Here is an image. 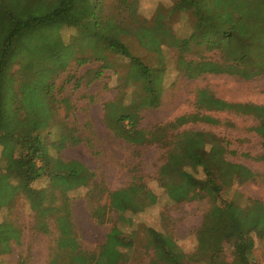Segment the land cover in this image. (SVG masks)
I'll list each match as a JSON object with an SVG mask.
<instances>
[{"label":"rangeland","instance_id":"obj_1","mask_svg":"<svg viewBox=\"0 0 264 264\" xmlns=\"http://www.w3.org/2000/svg\"><path fill=\"white\" fill-rule=\"evenodd\" d=\"M119 1L102 0V14L115 15V5L119 6ZM134 1L139 19L132 23L129 21L128 25L132 28L143 25L162 29L159 23L154 24L155 17L160 14L163 26L175 39L188 38L194 32L196 18L190 12L175 11L174 5L178 0ZM152 35H120L131 55L151 70L150 85L156 91V98L150 103L144 102L146 106L141 107L144 105L143 99L148 97L146 82L141 79L138 66L129 59L106 50L102 41L95 44L83 37L79 28L68 27L61 21L31 30L32 53L46 69H39L38 74L33 70L28 76L36 83L40 74L45 77L41 79L43 83L47 79L54 84L51 91V88L40 86V80L37 81L41 90L32 91L34 96L31 103L37 110L33 118H49L40 131L49 153L63 161L83 164L93 174L92 183L102 184L109 191L135 185L136 191L143 190L152 195L151 204L147 199L145 203L148 205L143 211L125 214L131 219V225L119 224L124 234L128 236L132 233L134 239L132 249L126 250L127 261L124 264H149L153 255L146 235V228L149 227L173 238L189 260L183 264H204L196 253L200 244L196 233L212 202L207 198L194 200L190 191L181 187L177 188L183 199L179 202L170 200L159 177L168 146L161 143L131 145L117 136L113 127H118L123 116L134 118L136 113L137 128L144 131L195 113L213 117L218 124L189 122L170 131L165 139L169 142L179 135L186 147L207 149L205 134L219 138L227 148L226 159L240 170L236 174V182L224 188L216 203L232 202L241 209H245L251 200L264 205V146L260 137L251 130L256 125L255 119L231 112H199L195 106V95L199 89H208L217 98L229 103L264 104V74L248 81L226 74H203L189 78L185 74L186 65L180 61L181 56L185 61L221 63L223 55L219 49L197 45L194 41L185 52H180L171 45L170 39V42L159 44V40L154 36L155 42ZM98 55L103 57L102 60L97 58ZM82 58L86 59L85 64L78 65L76 59L79 61ZM21 63L27 61L20 58L10 71L12 95H17L11 107H15L21 93L20 86L25 81ZM103 63L108 65V69H102V74L96 76ZM43 91L47 93L46 97L50 99L52 96L55 101L46 102ZM35 121L34 124L39 122ZM127 124L126 121L124 125ZM61 135L64 136L59 141ZM1 140L0 174L6 171L4 157L9 153V147ZM74 141L77 142L64 144ZM1 143L6 144L5 148ZM196 176L202 177L200 169ZM92 183L90 191L77 189L67 194L78 243L86 250L96 249L102 244L117 220L113 212L110 213L111 223L105 225H99L91 217V205L95 206L96 202L104 204L107 200L106 194L99 193ZM32 188L44 192L48 189L47 181L42 179ZM44 196L47 204L54 201L60 206L63 201L57 192L54 195L44 192ZM50 216L44 221L47 232L37 230L35 213L30 209L25 195L17 192L12 197V203L0 209V242H3L0 243V264H48L49 259L57 253L55 240L58 236ZM15 235L16 238H13ZM252 237L254 260L264 264V236ZM225 252L228 255L229 250Z\"/></svg>","mask_w":264,"mask_h":264},{"label":"trees","instance_id":"obj_2","mask_svg":"<svg viewBox=\"0 0 264 264\" xmlns=\"http://www.w3.org/2000/svg\"><path fill=\"white\" fill-rule=\"evenodd\" d=\"M115 7V15L104 16L102 0H0V140L9 147V153L4 157L6 171L0 174V206L8 207L17 192L24 194L36 216L35 228L45 233L47 231L44 221L51 215L58 232L55 240L57 253L49 259L48 264H124L127 261L126 250L132 249L134 239L132 233L125 235L119 224L131 225V219L125 217V214L132 215L143 211L148 205L145 203L147 199L151 204L152 195L143 190L136 191L133 187L135 185L109 191L102 184L91 182L93 174L83 164L77 161H63L49 153L48 145L40 132L49 118H33L37 110L31 101L35 90H41L37 84L38 80L42 83L40 86L51 88V91L54 84L47 79L43 83L41 79L45 77L40 74L36 83L28 76L33 70L38 74L39 69H46L42 61L32 53L29 38L31 30L61 21L68 27L79 28L80 34L95 44L102 41L106 50L127 58L138 66L148 93L142 103H150V100L154 101L156 98V91L150 85L151 70L131 55L120 39V35L124 33L135 37L146 33L153 34V39L156 42L155 36L159 44L170 39L171 45L177 47L180 52H185L194 41L197 45L219 49L223 55L221 63L185 61L181 56L180 61L186 65L185 74L189 78L203 74H226L248 81L264 74V0H178L174 10L179 13L190 12L196 18L194 32L181 40L175 39L163 26L160 14L155 17L154 24L159 23L162 29L156 30L154 27L143 25L132 28L128 25L139 19L136 1L121 0L119 6ZM99 56L97 58L102 60L103 57ZM22 57L27 61L25 64L21 63L20 68L24 71L25 81L20 86L21 93L15 107H11L17 95H12L13 79L10 71ZM77 59L78 65L86 62V59ZM102 69H108V65L103 63L96 71V76L102 74ZM44 94L46 102L55 101L52 96L49 99L46 97L47 93ZM146 103L141 107L146 106ZM195 106L199 112H231L252 117L256 125L251 130L260 137L264 146V104L229 103L217 98L208 89H199L195 95ZM33 120L39 122L35 121L34 124ZM119 121L118 127H113V130L127 143H161L168 146L166 161L159 169V177L170 200L179 202L183 199L177 188L181 187L190 191L194 200L207 198L212 202L196 233L200 241L196 252L200 261L204 264H259L253 257L252 235L264 236V205L251 200L245 209H241L232 202L216 203L224 188L236 182V174L240 170V167L226 159L227 148L223 141L207 133L204 135L207 149H201L198 146L186 147L180 141L179 135L169 142L165 139L170 131L186 123L218 124V121L209 115L195 113L178 117L150 131L137 128L138 113L134 118L125 115ZM126 121L128 124L124 125ZM63 136L61 135L59 141ZM1 144L5 148L6 144ZM198 169L202 173L201 178L196 176ZM42 179H45L48 185L45 193L54 195L57 192L61 195L63 201L60 206L54 201L47 204L44 192L32 188L34 183ZM91 183L99 193H105L107 196L104 204L96 202L95 206L91 205V217L99 225H105L111 223L110 213L113 212L117 215V220L112 224L102 244L96 249L86 250L78 243L67 194L77 189L90 191ZM146 235L153 252L149 264L187 262L186 254L170 236L150 227L146 228ZM13 238H16V235ZM227 249L228 255L225 252Z\"/></svg>","mask_w":264,"mask_h":264}]
</instances>
